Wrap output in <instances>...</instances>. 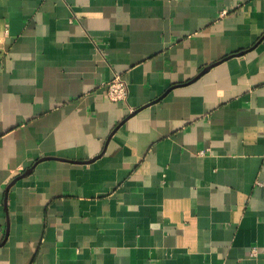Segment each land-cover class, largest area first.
I'll return each mask as SVG.
<instances>
[{"label": "crops", "instance_id": "obj_1", "mask_svg": "<svg viewBox=\"0 0 264 264\" xmlns=\"http://www.w3.org/2000/svg\"><path fill=\"white\" fill-rule=\"evenodd\" d=\"M0 264H264V0H0Z\"/></svg>", "mask_w": 264, "mask_h": 264}, {"label": "built area", "instance_id": "obj_2", "mask_svg": "<svg viewBox=\"0 0 264 264\" xmlns=\"http://www.w3.org/2000/svg\"><path fill=\"white\" fill-rule=\"evenodd\" d=\"M108 96L112 101H124L128 96V86L117 76L111 82L107 84ZM254 251V250H253ZM252 251V252H253Z\"/></svg>", "mask_w": 264, "mask_h": 264}]
</instances>
